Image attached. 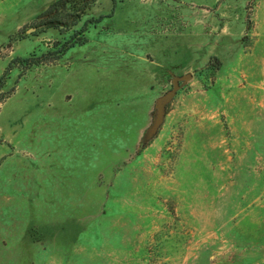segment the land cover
I'll list each match as a JSON object with an SVG mask.
<instances>
[{"label": "rangeland", "instance_id": "obj_1", "mask_svg": "<svg viewBox=\"0 0 264 264\" xmlns=\"http://www.w3.org/2000/svg\"><path fill=\"white\" fill-rule=\"evenodd\" d=\"M55 1L0 0V264H264V0Z\"/></svg>", "mask_w": 264, "mask_h": 264}, {"label": "trees", "instance_id": "obj_2", "mask_svg": "<svg viewBox=\"0 0 264 264\" xmlns=\"http://www.w3.org/2000/svg\"><path fill=\"white\" fill-rule=\"evenodd\" d=\"M98 0H57L55 1L42 15L41 18L46 16H55L43 23L45 24H58L59 25H66L71 24L76 26L80 21L82 16L90 9V7L97 2ZM66 16V17H64ZM105 17H100L99 19H91L89 23L97 24L100 23ZM85 30V28H84ZM79 41L69 42L67 43L65 49L61 51L59 54L55 56V52L48 53L47 55H43L41 58H28V59H17L21 63L27 64L29 67L37 64L42 63H55L66 54L68 50L75 47L76 45H83L85 44V40L78 39ZM55 56V57H54ZM13 66L10 65L6 73L10 72Z\"/></svg>", "mask_w": 264, "mask_h": 264}, {"label": "water", "instance_id": "obj_3", "mask_svg": "<svg viewBox=\"0 0 264 264\" xmlns=\"http://www.w3.org/2000/svg\"><path fill=\"white\" fill-rule=\"evenodd\" d=\"M191 79H192V75L191 74H188V75H186V76H184L182 78H176L174 80V90L166 98H164V99L161 100L160 106H159L160 107V111L163 110L164 103L167 102L168 100H170L175 95L176 91L179 88V82H180V80L188 81V80H191Z\"/></svg>", "mask_w": 264, "mask_h": 264}]
</instances>
